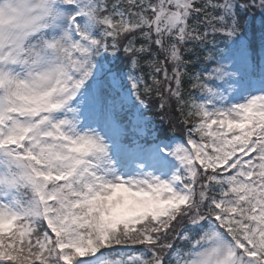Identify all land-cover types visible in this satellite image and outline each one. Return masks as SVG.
<instances>
[{"label":"snow or ice","instance_id":"1","mask_svg":"<svg viewBox=\"0 0 264 264\" xmlns=\"http://www.w3.org/2000/svg\"><path fill=\"white\" fill-rule=\"evenodd\" d=\"M0 264H264V0H0Z\"/></svg>","mask_w":264,"mask_h":264},{"label":"trees","instance_id":"2","mask_svg":"<svg viewBox=\"0 0 264 264\" xmlns=\"http://www.w3.org/2000/svg\"><path fill=\"white\" fill-rule=\"evenodd\" d=\"M182 127H183L182 125H178V126H177V133H176L177 136H180V135L182 134ZM137 250H138V249H137Z\"/></svg>","mask_w":264,"mask_h":264}]
</instances>
